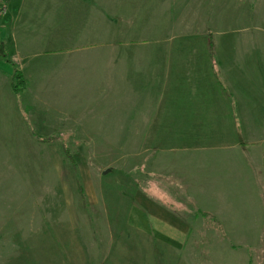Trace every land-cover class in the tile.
Here are the masks:
<instances>
[{"label":"rangeland","instance_id":"rangeland-1","mask_svg":"<svg viewBox=\"0 0 264 264\" xmlns=\"http://www.w3.org/2000/svg\"><path fill=\"white\" fill-rule=\"evenodd\" d=\"M80 3L68 58L0 77V264H264V0Z\"/></svg>","mask_w":264,"mask_h":264},{"label":"crops","instance_id":"crops-1","mask_svg":"<svg viewBox=\"0 0 264 264\" xmlns=\"http://www.w3.org/2000/svg\"><path fill=\"white\" fill-rule=\"evenodd\" d=\"M12 1L14 2L11 5ZM16 1L21 3V0L8 1L1 20L2 23H0L4 34L1 41L9 56L11 55V59L9 57L8 59L14 62H26L24 61L26 58H28L27 62H31L40 55H50L52 53L61 54V56H59L60 59L62 57L68 58V53H65L66 51L62 52L61 50L62 47L69 46L65 45V38L69 37L72 42L71 46H80L77 40L82 38V31L89 29V26L92 24V19L87 12V8L84 7L85 9H82L83 7H80L78 9L77 7L82 0H79V3L78 0H28L27 3H25L27 4L26 8L16 4ZM69 4L71 5L69 6ZM16 5H18V7H15ZM82 24L86 27L84 30H82L81 27L78 28ZM9 31H11V34L8 33ZM9 39L11 40L10 43L7 42ZM9 44L16 49L13 53L12 51L10 52V49L7 47ZM12 55L15 56V58L13 57L14 59ZM65 60L66 58L63 59V61ZM17 69L23 72L21 68L18 67ZM12 71L13 69H11V66L0 59V77L2 74H6L10 79ZM23 75L27 79L28 76L24 74V72ZM173 103L174 100H172V104ZM176 103L178 104V106L177 104L175 106L177 113L175 116L173 115L172 119L177 120L180 114V100ZM247 168L248 166L244 163L240 169L244 170ZM238 169L239 168L236 166L230 168L233 173H237ZM195 191H198V193L200 192L197 198H201L204 195L205 199H208L209 195L211 197L209 189H202L200 185H198ZM206 205L198 206L205 208L202 211L206 212L208 209ZM210 210L213 211L215 209ZM178 231L181 230L174 228L173 234L179 236ZM181 232H183V230Z\"/></svg>","mask_w":264,"mask_h":264},{"label":"trees","instance_id":"trees-1","mask_svg":"<svg viewBox=\"0 0 264 264\" xmlns=\"http://www.w3.org/2000/svg\"><path fill=\"white\" fill-rule=\"evenodd\" d=\"M9 0H0V21L2 19L3 13L6 9L7 3ZM213 37H211V35L207 36V41H209V48L212 47L213 45ZM0 59H2L5 63H7L8 65L12 66L13 64L10 62V60L8 59V52L6 51L3 42L0 40ZM219 87H221L224 91V93L230 97V93L228 91L227 85L222 81L221 76L219 74V72L217 70H215L213 72ZM27 87V80L23 75V72L17 68L14 67L12 74H11V90L12 92L16 95L18 93H20L22 90H24ZM38 139H40V141L42 142H50L53 141L55 139V137L50 136L49 138H40L39 136H37ZM61 150H62V155L63 158L66 162H68L71 166V168L76 171L77 169V160L74 156V154H72V152L70 151V149L68 148V146L66 144H63L61 146ZM75 186L77 189V193H78V198L81 200V206L84 207V202H85V198H84V190H83V186L80 183L79 180L75 181ZM197 212H199L204 218H207V214L206 212H201V210H198Z\"/></svg>","mask_w":264,"mask_h":264}]
</instances>
